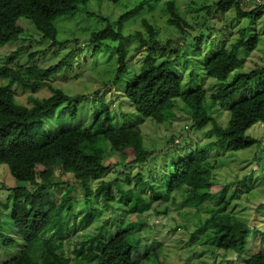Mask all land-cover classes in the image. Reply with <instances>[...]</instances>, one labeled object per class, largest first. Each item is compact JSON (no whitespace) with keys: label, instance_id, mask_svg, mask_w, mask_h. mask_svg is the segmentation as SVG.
<instances>
[{"label":"trees","instance_id":"16d2710c","mask_svg":"<svg viewBox=\"0 0 264 264\" xmlns=\"http://www.w3.org/2000/svg\"><path fill=\"white\" fill-rule=\"evenodd\" d=\"M89 1L0 0V45L8 43L11 45L21 39V31L16 22L25 18L33 23L42 40L50 41V45L54 48L51 56H57L58 51L55 47L58 45L70 41L76 44L79 42L77 38L59 39L54 20L59 17L73 18L77 14L89 17L95 15L102 25L96 29L94 24L97 23L94 21L87 30L86 41L93 44L90 54L96 56L101 49H112L116 52L115 77L111 81L117 84L125 73L129 74L124 78L120 89L142 117L151 118L159 124L172 123L176 117L175 108L178 99L182 100L186 107H195L201 101L204 106L216 101L231 102L236 94L258 79L259 83L255 90H251L248 96L229 105L226 126L216 122L213 124L212 131L216 139L210 141L209 145L222 146L223 149L235 151L257 143V138L247 130L257 122L264 124V66L256 65L241 70L247 55L257 47L259 38L256 33L248 35L247 30L243 28L239 31L238 38L229 45L227 41H230V37L223 35L221 29L217 30L218 34L215 36L209 35L213 39L218 37V46L203 61L204 75L213 77L216 84L208 102L204 101V89L188 87L194 76L193 71L189 72L187 86L183 84L180 74L173 68L176 58H166L158 64L145 67L157 53H166L170 44L169 40L164 44L160 43L156 38L157 30L146 18L141 20L145 33L136 30L127 35L123 34V24L128 17L137 14L146 4L151 7L163 0H138L129 9L112 19L100 12L89 10L87 8ZM213 6L222 13L234 10L235 21L248 19L256 22L264 14V5L245 0H217ZM166 9L169 13L168 23L175 26L181 34L188 35L187 29L190 25L181 20L175 1L166 0ZM201 27L197 28V34L189 38L184 37L183 42H190L192 45L190 40L198 38ZM209 28L212 26H204L203 30ZM130 37L135 38L139 42L138 47L145 51V63L136 72L130 70L127 60L125 39ZM109 39L117 42L109 44L106 42ZM26 48L19 45L13 50L10 49L9 54L1 57L3 63L0 65V76L33 92L41 86H46L50 94L39 103L27 105L16 101L14 91L0 85V164L7 166L9 173L17 182L15 188L18 191H25L36 198L34 204L13 200L10 219L23 239L24 246L14 257L0 264H59L57 255L63 247L65 238L71 235L69 219L66 216L74 211L72 186L62 179L64 174H70L81 182V190L86 198L93 195L95 198H100L107 207L111 202L118 201L125 206L128 217L131 215L135 217L132 223L134 225L119 229L117 237L112 233L108 234L110 231L108 228L102 231V227L99 226L103 233L95 232L81 241L86 251L93 252L92 259L86 260L88 263L93 261L92 264H138L137 254L141 240L135 238L133 232L139 230L144 218L143 213L152 208L153 200L156 198L167 199L172 193L178 192L182 194L184 200L198 207H202L205 201L219 200L223 210L228 208L232 196L226 195V187L212 191L213 185L217 182L215 180L217 163L216 160L207 157L205 149L195 147L196 149L189 153L177 154L179 158L173 160L172 171L166 183L155 181V179H164L162 173L154 176L157 167L149 174L148 179H144L139 172L135 174L133 178L135 185L126 188H123L118 180L102 179L101 176L113 165L106 162V159L116 150L126 151V155L131 156L127 160L124 154L116 162L123 167L147 162L153 154V151L143 146V136L139 127L129 126L117 130L104 102H100L99 107H94L89 126L56 131L52 135L33 138L30 134V126L51 111L57 103L65 100L76 102L82 97L81 94L67 95L51 83L56 74L71 65L79 49L77 47L69 49L58 60L45 67L29 63L36 55H43L48 50L38 49L27 55L25 63L18 65L15 62L16 57L24 53ZM139 71L140 73L136 74ZM184 85L188 89H183ZM65 108L66 106H63L62 109ZM207 119L206 117L194 122L193 125L202 126ZM175 142L179 140L176 139ZM92 180L98 181L94 188L91 186ZM126 180L127 182L131 180L128 175ZM61 187H64V192L60 195V199L53 205L46 206L40 195L42 193L50 195L52 190ZM144 187L153 193L154 198L145 197ZM158 187L160 190L157 189ZM92 218L90 211L87 212L80 218L84 223L79 222V225L89 223ZM257 229L262 231L259 233L262 239L260 243H256L262 248L248 249V257L242 264H264V228L252 227L235 215H229L228 220L220 225L217 246L225 250L230 249L235 255H240L247 245L249 235L254 232V237L258 233ZM123 237L127 242L120 244L119 239ZM1 243L9 245L13 243V238L3 235ZM143 253L147 258L158 256L157 252L151 253L147 248ZM159 264H162V261Z\"/></svg>","mask_w":264,"mask_h":264},{"label":"rangeland","instance_id":"374dc122","mask_svg":"<svg viewBox=\"0 0 264 264\" xmlns=\"http://www.w3.org/2000/svg\"><path fill=\"white\" fill-rule=\"evenodd\" d=\"M136 1L138 0H119L117 2L90 0L87 8L112 19L129 9ZM174 1L181 20L190 25L187 29L190 35L181 34L175 26L168 23L169 13L166 9V0L155 3L151 7L146 4L137 14L128 17L123 24L124 35L136 30L145 33L141 20L146 18L157 30L156 38L161 44H164L166 40L170 41L166 53H157L145 67L158 64L166 58H176L173 68L180 74L183 84L186 85L189 82V72L193 71L194 76L188 87L204 89V101H208L216 84L213 77L204 75L203 61L218 46V37L214 39L212 37L218 34V29H221L223 35L230 37V41H227V45H229L231 41L238 38L239 31L243 28L247 30L246 34L248 35L256 33L259 41L257 47L247 55L241 70H247L256 65L264 66V14L256 22L248 19L235 21L234 10L222 13L218 9H214L213 5L217 0ZM79 15L77 14L73 18L59 17L54 20L59 39L77 38L79 42L76 44L70 41L58 45L55 47L58 51L57 56H51L54 48L50 45V41L42 40L33 23L25 18L16 22L21 31V39L11 45L10 43L0 45V65L3 63L1 57L9 54L10 49L13 50L19 45L27 48L24 53L16 57L15 62L18 65L25 63L29 53L47 48L48 50L43 55H36L29 61V63H36L42 67L55 62L71 48L79 49L71 65L56 74L51 83L67 95L81 94L82 97L76 102L65 100L57 103L51 111L30 126L31 136L38 139L41 136L52 135L56 131L89 126L94 107H99L100 102H104L117 130L129 126L139 127L143 136V146L145 149L153 151L147 162L130 164L127 167L116 164L124 154L127 160L131 158L129 154L126 155V151L116 150L108 155L106 162L113 165L101 178L118 180L123 188L135 185L133 178L138 172L144 179H148L149 174L156 167L157 172H154V176H159L162 173L164 179H155V181L162 183L165 181L164 183H166L168 175L172 171L173 160L179 158H177V154L189 153L196 148L205 149L207 157L210 160H216L217 163L215 168L217 182L213 185L212 191H219L223 186L226 187V195L231 194L232 196L228 208L223 210L219 200L205 201L202 207H198L188 200H184L182 194L178 192L172 193L167 199H154L152 208L143 213L144 218L139 230L133 232L135 238L141 240L137 262L138 264H159L161 261L162 264L244 263L248 257V249L260 250L262 248L256 243H260L262 239L259 235L261 230L257 229L258 233L254 237V232L249 235L247 245L240 255H235L230 249L219 248L217 239L220 236V225L224 224L231 214L244 220L252 227L264 228V124L257 122L247 130L258 140L256 144L247 148L231 151L223 149L222 146H210L209 142L216 139V135L212 131L213 124L216 122L226 126L229 118V105L248 96L251 90L256 89L259 80L256 79L248 87L242 89L231 102L216 101L204 106L201 101L195 107H186L183 101L178 99L175 108L176 117L172 123H156L151 118L142 117L137 113L120 89L124 78L129 75L128 73H125L117 84L112 83L115 77L116 52L112 49H101L96 56L90 54L93 44L86 41L87 30L91 28L94 21L97 23L94 24L96 29L102 23L97 21L95 15L91 17ZM207 25L212 28L203 30ZM200 26H202V30L198 38L190 40L193 44L184 43L183 38L197 34V28ZM106 42L115 44L117 40L112 42L109 39ZM138 46L139 42L135 38L125 39L127 60L130 70L133 72L138 71L145 63V51ZM139 73L140 71L136 74ZM0 85L14 91L16 101L27 105L39 103L50 94V90L46 86H41L36 92H33L21 87L16 82L11 83L1 76ZM185 85L183 89L187 88ZM63 106H66L64 110ZM206 117L208 119L204 125H193L194 122ZM176 139L179 142L176 143ZM126 175L131 179L129 182L126 180ZM62 179L72 186L71 197L73 198L74 211L68 216L65 215L69 219L71 235L65 238L63 247L57 255L58 263L92 264L93 261L88 263L86 260L92 259L93 252L86 251L81 241L95 232H101L99 226L102 227V231L108 228L110 230L108 234L112 233L117 237L119 229L134 225L132 223H134L135 217L129 216L130 220L126 215L125 206L118 201L111 202L107 207L104 206V202L100 198H95L93 195L86 198L81 190V182L75 180L72 175L64 174ZM97 183V180H92V188ZM16 184L17 182L9 173L7 166L0 164V263L14 257L24 246L23 239L10 219L13 200L27 201L30 204H34L36 200L27 192L18 191L15 188ZM157 189L160 190L159 187ZM52 191L50 195L44 193L40 195L46 206L53 205L60 199L64 187ZM232 191L235 193H231ZM143 193L146 198H154L153 193H150L146 187L143 188ZM89 211L93 215L92 220L87 224L79 225V222L84 223L80 218ZM3 235L13 238V243L3 245L1 243ZM126 242L127 239L124 237L119 239L120 244ZM146 248L151 253L157 252L159 257L147 258L143 253Z\"/></svg>","mask_w":264,"mask_h":264},{"label":"built area","instance_id":"2783aa9c","mask_svg":"<svg viewBox=\"0 0 264 264\" xmlns=\"http://www.w3.org/2000/svg\"><path fill=\"white\" fill-rule=\"evenodd\" d=\"M246 2H252L254 4L264 5V0H245Z\"/></svg>","mask_w":264,"mask_h":264}]
</instances>
